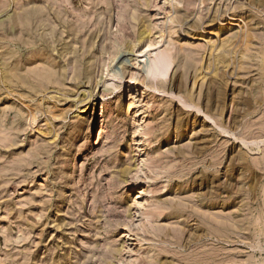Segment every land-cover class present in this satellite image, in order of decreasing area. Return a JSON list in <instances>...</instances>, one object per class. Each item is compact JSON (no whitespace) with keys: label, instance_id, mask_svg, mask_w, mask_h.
Returning <instances> with one entry per match:
<instances>
[{"label":"rangeland","instance_id":"1","mask_svg":"<svg viewBox=\"0 0 264 264\" xmlns=\"http://www.w3.org/2000/svg\"><path fill=\"white\" fill-rule=\"evenodd\" d=\"M0 264H264V0H0Z\"/></svg>","mask_w":264,"mask_h":264},{"label":"bare ground","instance_id":"2","mask_svg":"<svg viewBox=\"0 0 264 264\" xmlns=\"http://www.w3.org/2000/svg\"><path fill=\"white\" fill-rule=\"evenodd\" d=\"M234 17V16H233ZM235 20V19H234ZM214 21V20H213ZM223 21V20H222ZM205 25V24H204ZM206 26V25H205ZM209 26V25H208ZM214 28V27H213ZM212 30H204V31H202V32H204V33H207L208 35H211V32ZM144 32H142L141 33V35H142V40H144L145 39V37H144ZM206 34V35H207ZM196 36H201L200 34H198V33H196ZM202 36H204L203 34H202ZM164 41V40H163ZM165 46V45H164ZM168 47V46H167ZM159 48V47H158ZM169 48V47H168ZM170 49V48H169ZM168 50V49H167ZM166 50V51H167ZM142 51V50H141ZM157 51H158V49H157ZM161 51V50H160ZM148 52V51H147ZM155 53V52H154ZM157 53V52H156ZM12 54H13V56H15L17 53L15 52V51H13L12 52ZM130 54V53H129ZM168 53L166 52V53H164V55L162 56V60H161V63H165V61H167L168 60V56H165V55H167ZM157 55H158V53H157ZM169 55V54H168ZM170 56V55H169ZM154 57V56H153ZM167 57V59H165ZM145 58H147V57H145ZM141 59H143V57L141 58ZM170 60V59H169ZM158 61V60H157ZM141 62V61H140ZM160 63V64H161ZM169 63V62H168ZM50 67L52 68V69H54L55 67H56V63L53 61V62H50ZM144 64H146V63H144ZM158 64H159V62H158ZM146 65H148V64H146ZM145 65V66H146ZM143 66V65H142ZM147 68V67H146ZM145 68V69H146ZM157 69H158V67H157ZM145 73V72H144ZM12 78H15V79H19L16 75H12ZM24 82H25V79H22ZM129 89H130V93H140V91L138 90V88H136V87H133V86H130L129 87ZM83 113V112H82Z\"/></svg>","mask_w":264,"mask_h":264}]
</instances>
